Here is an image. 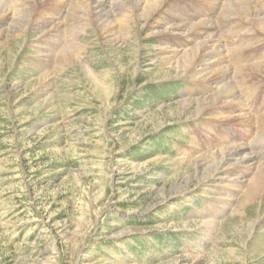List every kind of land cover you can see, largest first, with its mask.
I'll return each instance as SVG.
<instances>
[{"label": "rangeland", "instance_id": "1", "mask_svg": "<svg viewBox=\"0 0 264 264\" xmlns=\"http://www.w3.org/2000/svg\"><path fill=\"white\" fill-rule=\"evenodd\" d=\"M44 2L24 18L54 13L55 2ZM210 2L166 7L210 15ZM141 17L122 44L107 41L93 18L75 40L72 26L46 35L33 31L35 21L12 23L0 38V264H264V197L222 215L196 160L226 137L253 140L258 127L235 115L261 118L264 78L247 77L245 104L220 120L197 116L188 91L209 86L167 65L162 47L182 39L162 43ZM260 26L250 48L229 45L228 61L264 58ZM205 216L218 220L215 233Z\"/></svg>", "mask_w": 264, "mask_h": 264}, {"label": "bare ground", "instance_id": "2", "mask_svg": "<svg viewBox=\"0 0 264 264\" xmlns=\"http://www.w3.org/2000/svg\"><path fill=\"white\" fill-rule=\"evenodd\" d=\"M10 1L0 0V38L5 37L6 40L12 27L10 24L21 25L24 21H29L30 17L26 20L23 12L32 11L46 0H12L15 3H13L14 7L8 5ZM169 1L53 0L57 5H55V12L52 13L53 10L44 12L37 20L31 19L29 24L35 21L33 31L45 32L46 35L58 33L60 29L72 26L73 30L70 31L69 36L75 40L84 35L81 29L86 26V21L93 18L98 25L107 29V41L122 44L123 36H129L133 25H138L137 23L142 19L141 16H145L147 24L155 30L153 34L162 43L175 45L179 41L176 39L178 37L182 39L183 45L196 43L192 49H184L185 55L182 54L184 56L177 59V54L183 52L180 51L183 45H179L176 49H167L164 46L161 50L165 51L163 55L167 65L178 71V76L193 84L209 86L207 90L190 89L188 91L189 97L186 101L192 113L197 116L211 114L212 118L220 120L217 116L219 113H226L224 110H232L245 104L243 102L245 96L244 99L241 98V89L243 94L247 95L248 92L245 90L252 87L245 88L247 77L256 75L264 78L263 56L249 65L226 59L230 44H234L235 49L241 48L240 40H245L246 48L252 46L250 36L251 32L256 33L253 28L258 22L261 25L260 28L264 30V0H210L216 2V4L210 2L213 5L208 10L211 12L210 15L205 10L198 11L196 14L192 12L184 15L185 13H179L177 10L175 13L173 9L166 7ZM229 38L234 41L227 44L226 41ZM6 43L2 44L6 45ZM69 53L73 55V50ZM49 84L44 85V91L52 86ZM192 93L195 95H191ZM243 111L239 110L235 117L243 121L246 126L258 127V132L251 131L253 140L226 137L221 145L212 150L209 157L206 150L202 149V153L196 158L200 166H206L209 176L205 178V182L212 183L209 185L211 187L208 192H216V201L223 205L222 215L238 201L242 209L255 202L260 203L264 197V111L261 118H257L251 112ZM189 153L185 152V154ZM184 158L186 159L185 156ZM211 213L215 212L211 211ZM204 219L203 227L207 228L210 234L215 233L219 228L218 220L209 216H205Z\"/></svg>", "mask_w": 264, "mask_h": 264}]
</instances>
